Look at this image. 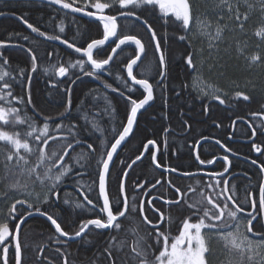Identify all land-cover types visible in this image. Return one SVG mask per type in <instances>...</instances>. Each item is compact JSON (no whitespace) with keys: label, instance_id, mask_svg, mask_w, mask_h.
<instances>
[{"label":"trees","instance_id":"obj_1","mask_svg":"<svg viewBox=\"0 0 264 264\" xmlns=\"http://www.w3.org/2000/svg\"><path fill=\"white\" fill-rule=\"evenodd\" d=\"M254 1L257 4V12L254 15H249V21L245 25L246 31H253L254 27L264 26V12H262L264 2L262 0ZM194 3L198 10L197 13L200 12V9L204 12L207 5L210 4L209 2L199 3L198 0H194ZM79 6H83V3ZM120 10L117 5L114 9L109 10V14H116ZM133 11H136L141 20H136L135 17L127 20L121 18L118 23L122 26L127 25L125 33L137 35L147 46V56L144 57L143 63L139 65L136 72L142 74L138 75V78H148L154 84L155 99L139 116L133 134L115 160L107 181L110 200L115 205L122 199L120 184L124 177L123 173L127 171V165L131 164L137 155H141L143 144L147 140L153 139L161 144L158 161L162 165L174 167L178 169L177 173L182 174L200 170L193 157L194 145L196 147L198 142L206 137L207 140L215 142L219 140L231 149L228 152L231 158V171L238 176L232 178L233 180L231 179L229 185H235L236 194L240 202H243L246 193L251 191L255 194L258 185L263 182V174L256 165L264 164V155L255 156L253 143H235L233 138L243 141L250 140L252 130L255 128L256 135L253 142L264 151V116L250 115L251 113H264V107H262L264 105V64L250 72L251 74L249 72L238 74V77H242V82L247 84L246 87L240 88V91H244L250 96L248 101L242 98L234 99L233 93L235 91L228 93L226 97L222 96L225 99L224 104L217 103L212 98L202 97L193 88L194 77L197 74L188 68L185 62L187 53L196 52V49L193 42L192 46L189 47V40L181 41L179 39L181 35H187L181 22L176 21L174 17L163 16L158 7L144 6L140 9H133ZM0 12L4 13V15H0V41L6 42L4 47H0V53H2L0 65L22 81V84L15 86L17 94L26 95L24 89H27L29 84L26 77L31 75L30 92L32 100L37 111L42 114L37 119V123H41L44 116L56 117L59 112L64 110L63 105L68 97L65 89L70 88L73 107L71 115L64 119L63 123L66 125L75 123L77 127L85 125L87 122L82 116L86 111L89 119L95 118L100 126L105 129V132L102 135L100 132L91 129L90 124H88V131H81L80 135L87 142L93 143L94 147H97L101 152L104 151L105 144L114 139L112 129H119L121 122L126 123L129 104L120 92L125 95L128 93L126 86L118 77H126V72L120 61L123 57H130L135 46H128L123 53L116 56L115 63H111L107 71L101 74V79L84 75L79 67H70L69 74L60 77L55 74V70L46 73L44 68L53 65L58 67L61 64L68 66L77 60L83 59L85 62L87 60L59 40L52 41L63 45L54 44L46 40L45 37L32 32L23 20L26 19L48 34L61 35L62 39H67L70 43L74 42L78 47L82 44L86 46L85 42L93 38H101L102 24L95 20L76 17L45 3L33 1H1ZM222 15L224 18L226 17L225 13ZM61 20L65 26L64 33H59ZM144 20H147L156 31L167 59V78L162 81V84L158 83L160 80L157 75L158 53H155L154 43L150 39L147 26L143 23ZM29 49L37 56L38 69L35 72H31L32 60ZM48 53H52V55L49 56ZM108 53H110V48L105 45L101 57L97 58H106ZM3 58L8 60V64H3ZM21 69L25 70L24 76L19 75ZM85 70H91L87 63ZM105 83L111 84L113 88H119L120 92H113L110 88H105ZM255 86L258 87L257 90ZM132 87L138 88V86ZM142 92V89L134 91L132 93L133 98H143ZM90 93L92 95H89ZM105 95L111 100L112 107L116 110L115 113L103 112V99H99L97 102L92 99V96L101 98ZM82 101L85 102L83 105L81 104ZM206 106L208 108L207 114L204 111ZM98 111L102 113L101 116H97ZM29 114H32L31 108H29ZM238 119L247 120L251 127L248 128L243 123H237L233 129V122ZM185 122L191 127L187 128ZM165 129H169V131L166 133ZM7 130L12 131L11 128ZM165 139L167 140L166 150L162 146V141ZM61 144V140L50 141L47 151L60 153ZM81 151V148L77 147L72 155L74 156ZM83 151L84 153L88 152L86 144L83 145ZM198 153L200 158L205 161L214 160L224 155L220 147L213 142H204ZM65 159L74 167V171L59 185L57 189L59 199L52 197L44 207L50 214L58 218V222L62 223L65 231L75 233L79 230L82 220L95 218L98 213V208L91 206L84 209L75 207L76 202L83 201V196L80 195L81 191L87 192L89 198L94 202L101 205L102 203L98 186L93 183L97 180L95 160L91 162L90 166L87 161H80V164L85 165L81 167L74 160H69L67 157ZM252 160H256L257 164H253ZM31 163H36L35 157H32ZM224 168L225 166L219 162L212 171L222 172ZM202 177L203 175L195 178H178L173 174L161 173L154 168L151 154L146 153L143 160L129 173L125 192L129 202L134 198L139 203L143 195L152 188L151 186L160 180L161 184L150 191L148 198L157 197L160 199L159 197H163L160 199L163 202L153 200V205L165 213V219L169 215L171 216L170 230L175 235L183 219L192 213L184 200L179 205L164 203L165 200L177 198L175 190L169 186L167 181H172V184L180 188L181 193L184 194L186 190L183 189L182 184H187L189 188V183L200 181L199 185L196 183L195 186L196 194L205 187L206 180ZM17 179L23 183L27 177L18 174L13 175L0 163V193L7 192V198L0 199V209L4 211L14 199H18L16 196L20 195L17 190H10V185L15 183ZM138 184H144V187L139 188L137 187ZM46 191L47 189L42 188L38 182L35 184V193L45 194ZM65 200H68L69 203L65 204ZM146 211V215L155 222L158 216L151 210V207L147 208ZM124 225L125 227L140 225L142 234H146L148 231L140 223L139 216H136L135 221L125 220ZM165 227H169V225H165ZM254 231L264 232V221L255 224ZM113 235L117 236L118 240L126 239L129 244L134 239L132 235H126L124 232L117 233L92 228L82 240L76 243L60 240L61 243L58 244L54 242L58 235L47 221L41 218H31L27 220L21 230V242L24 246L22 264H48L45 257L56 259L57 264H64V256L67 257L68 264H110L105 249L109 247V240ZM249 235L251 236V234ZM46 242L49 243V246L54 247L45 251L42 258H38L40 248ZM58 248L61 249L64 256L56 250ZM112 253L116 264H125L128 247L126 245L124 250L120 252L113 248ZM8 264H15L14 248L11 247L8 254ZM128 264L131 262L129 261Z\"/></svg>","mask_w":264,"mask_h":264},{"label":"snow or ice","instance_id":"obj_2","mask_svg":"<svg viewBox=\"0 0 264 264\" xmlns=\"http://www.w3.org/2000/svg\"><path fill=\"white\" fill-rule=\"evenodd\" d=\"M49 2L73 13H84L89 17H94L102 24V36L101 38H93L90 41H86V46L82 44L78 47L74 42L70 43L67 39H62L61 35L48 34L45 31H41L40 27L34 26L24 19L23 22L32 32L48 40H59L87 58L86 62L81 59L68 66L61 64L58 67L54 65L45 67L44 71L48 73L55 70L56 75L65 77L69 74L70 67H79L84 75L101 79V74L107 71V66L110 63H115V57L123 53L128 46L134 45L132 55L123 57L120 61L126 72V77H118L126 86L128 94L125 95L120 92L119 88H113L111 84L105 83L104 85L105 88H110L113 92H120L128 102L129 109L126 115V123L121 122L119 129H112L114 139L106 143L105 150L101 152L97 147H94L93 143L87 142L80 135L81 131H88V124H90L91 129L100 132L102 135L105 132V129L100 126L95 118L89 119L86 111L82 116L87 122L85 125L77 127L75 123L69 125L63 123L64 119L69 117L72 112L73 105L70 88L65 89L68 97L63 105L64 110L59 112L56 117L44 116L42 122L37 123V119L42 114L37 111L32 100L30 92L31 75L29 74L26 77L29 82L28 88L24 89L26 95L17 94L15 86L22 84V81L0 65V157H2L0 163L13 175L18 174L19 176L27 177L23 183L17 179L15 183L10 185V190L19 191L24 198L14 199L6 211L0 209V264H8L10 247L14 248L15 264H22L24 247L21 242L22 225L33 214L45 216L51 222L55 232L59 234L54 241L58 244L61 243L60 237L68 239L81 237L83 233L90 230L89 226L98 230L124 232L126 235H132L134 239L131 244L126 239L118 240L117 236H111L109 247L105 249L110 264H116L112 249L114 248L115 251L120 252L124 250L126 245L128 247V256L125 264H128L129 261L131 264H211L210 257L213 254L211 241L214 237L223 240L225 247L234 249L239 253V264H244L245 259L252 262L256 257H259L257 264H264V253L261 251L264 249V232L254 231L255 224L264 221V182L258 185V190L255 194L251 191L247 192L244 201L240 202L236 194L235 185L230 186L229 179L225 178V174L229 171V168L225 167L222 172L205 173L209 177L210 182H206L205 188L201 189L202 199L188 202L185 200V194L181 193V189L173 185L170 180L167 181L169 186L175 190L177 198L165 200L164 203L167 205H179L184 200L192 213L183 219L175 235L170 230L171 216L169 215L165 219V213L153 205V200L157 199V197H153L152 200L147 202L141 200L139 203L133 198L129 202L122 179L120 192L123 194V198L114 205L110 200L107 189L110 165L113 163L114 156L133 133L138 113L155 99L154 84L148 78H138V75L142 74L136 72L139 65L143 63L144 57L147 56V46L137 35L126 34L127 25H120L118 23L119 19L127 20L135 17L136 20H141V17L133 9H140L144 6L158 7L163 16L174 17L176 21L181 22L187 35H181L179 39L181 41L189 40V47L192 46V41L198 38L207 40L210 50L209 59H214V62L208 65V71L212 72L213 70L219 71L222 67L219 64V58L212 57V51H219V44L223 42L224 32L228 27L227 24L221 23L224 20L223 15L217 17L215 25L207 17L201 19L197 14L198 10L194 0H49ZM243 2L247 4V0H243ZM81 3H83V6H79ZM239 3L240 0H236L234 6L231 0H219L217 7L226 8L229 19L234 20L236 25L243 30L249 16L247 13L241 14ZM117 5L121 10L116 14H109V10L114 9ZM86 9H94L95 11ZM262 12H264V8H262ZM0 15H4V13L0 12ZM143 23L147 26V31L150 33L155 53H158L157 75L160 78L158 83L162 84V81L167 78V59L156 31L147 20H144ZM64 32L65 26L63 20H61L59 33ZM255 35L264 40V26H261L255 32ZM109 41H111V44H109ZM5 43V41H0V47H4ZM106 44L110 48V53L106 55V58H97L101 57ZM202 51L203 49H201ZM29 53L32 60L31 72H35L38 69L37 56L32 53L31 49H29ZM238 53L241 56L244 55L242 49H238ZM48 55L51 56L52 53H48ZM196 56L197 53L191 51L187 53L185 58L187 67L197 74L194 77V83L202 77L201 69L203 68V64L199 66L196 64ZM0 58H2V53H0ZM86 63L90 65L91 70H85ZM256 63H264V58L259 55H252L249 59V64ZM3 64H8L6 58H3ZM24 71L21 69L19 75L24 76ZM220 75H223V73L220 72ZM72 83H75V81H72ZM132 85L139 87L134 89ZM236 87L239 88V85ZM140 89L143 90V98H133L132 93ZM199 91L204 96H211L213 100H218L220 104L225 103V99L222 96L226 97L228 95L227 92L219 88H212L210 91L200 89ZM89 95L92 94L90 93ZM233 98H242L248 101L250 96L244 91L236 90L233 93ZM92 99L94 102L103 99V112L115 113L116 110L112 107V102L106 95L101 98L92 96ZM84 103V101L81 102L82 105ZM29 108H31V115L29 114ZM204 111L207 114V106ZM101 115L102 113L98 111L97 116ZM250 115L264 116V113H251ZM185 126L187 128L191 127L187 122H185ZM249 126L251 127V125ZM217 127H219V124H217ZM9 128L12 131L7 130ZM168 131L169 129H165L166 133ZM255 135L256 129L253 128L252 136L254 137ZM56 140L62 141L61 152L54 151L49 153L47 149L50 141ZM101 143H104V141H101ZM216 143L225 152L231 151L221 141L216 140ZM85 144L87 145V153L83 151V145ZM162 146L165 150L167 149L166 139L162 141ZM77 147H80L82 151L73 156L72 153L75 152ZM253 147L258 153L264 155V151L255 142H253ZM160 150L161 144L156 140L149 139L143 144V152L151 154L156 168L163 167L165 171L177 172L178 169L162 165L158 161ZM143 152L141 155H137L131 164L127 165L129 169L142 158ZM32 157L36 158L35 164L31 163ZM66 157L69 160H74L77 164H80V161H87L89 166L95 160L97 180L93 181V183L97 184L99 197L102 198L101 205L90 199L87 192L81 191L80 195L83 196V201L76 202L75 207L84 209L91 206L92 208H98V213L95 218L82 220L79 230L75 233L65 231L62 223L58 222V218L50 214L44 207L50 202L52 197L59 199L57 191L59 185L74 171V167L67 163ZM195 159L201 165L214 163V160H202L198 152ZM223 160L228 162L230 166L231 162L227 155L223 157ZM252 163L257 164V161L252 160ZM10 165L11 167H9ZM80 166L84 167L85 165L80 164ZM259 170L264 174V164L259 165ZM77 175H80V173H77ZM127 175V172L123 173L124 177H127ZM182 175L194 177L197 173L184 172ZM37 182L42 188L47 189L43 197L39 193L34 192ZM199 183L200 181H197L198 185ZM159 184H161V181L157 180L151 187L155 188ZM137 187L143 188L144 184H138ZM205 190H207V194H205ZM190 191H195V189H190ZM6 198L7 192L0 193V199ZM159 198L163 199V197ZM64 203L68 204L69 201L65 200ZM146 203L151 206L153 212L158 214L155 222L146 215ZM205 204L210 207H205ZM136 216H139L140 223L148 229L146 234L141 233L140 225L125 227L124 221H135ZM241 221H244L245 231L243 232L241 231ZM165 225H169V227H165ZM248 234H251V236ZM253 238L259 239L254 242ZM56 250L64 256L61 249L58 248ZM40 252L42 255V248ZM45 259L47 258L45 257ZM64 264H68L66 256H64Z\"/></svg>","mask_w":264,"mask_h":264},{"label":"rangeland","instance_id":"obj_3","mask_svg":"<svg viewBox=\"0 0 264 264\" xmlns=\"http://www.w3.org/2000/svg\"><path fill=\"white\" fill-rule=\"evenodd\" d=\"M198 2L199 3H203V2L210 3L209 5H207L204 12L202 9H200V12L197 13L201 19H204L205 17H207V19L213 21V24L215 25V21L217 17L222 15V13H225L226 17L224 18L223 21H221V23L227 24L228 27L224 32L223 42L219 44V51L218 52L212 51V57L213 58L218 57L219 64L222 65L219 71H216V70H213L212 72L208 71V65L210 63H213L214 59H209L210 50L208 48L207 40L203 38H198L192 41L194 43L196 53H197V56H196L197 65L199 66L203 64V68L201 69L202 77L199 78L195 83L193 82L194 90L202 97L211 98V96L202 95L199 90L203 89L204 91H210L212 88H219V89H222L224 92L230 93L236 90H240V88L246 87L247 84L242 82V77H238V74L241 75L244 72L250 73L256 70L257 67H260L261 64H264V63L249 64V59L252 55H259L262 58H264V40H261L255 35V32L260 27H254L253 31L251 30L246 31L245 25L249 21L248 19L244 25V29L241 30L236 25L234 20L229 19L226 8L217 7L219 0H198ZM231 2L235 6L236 0H231ZM249 5H251V7H249ZM256 5L257 4L254 0H247V4H245L243 0H241L239 3L241 14L247 13L248 16L251 14L252 15L256 14L257 12ZM91 10L95 11L94 9H91ZM201 49H203L202 52H201ZM238 49H242L244 51L243 56L239 55ZM220 72H222L223 75H220ZM237 85H239V88L236 87ZM132 86H135V85H132ZM255 89L257 90L258 87L255 86ZM239 120L240 119H238L237 121L235 120L233 122V125L234 124L236 125L237 123H243L248 128L250 127L249 126L250 124L247 122V120H242V121H239ZM204 140H207V139H204ZM200 142H198V144L196 145L194 149V153H193L194 158L200 146L203 145V143L200 144ZM195 161L199 163L196 159ZM207 166L208 165H206L205 167ZM194 173H197V172H194ZM203 174H204L203 177L206 180V182H210L209 177L205 175V173ZM198 176H201V175H198ZM178 178H181V177H178ZM192 178H195V177H192ZM196 183L197 182L195 181L189 183L188 184L190 185L189 188L187 187V184H182L183 189L186 190L185 194H186V200L188 202H195L197 200L202 199L200 190L196 194H195V191H190V189H195ZM205 194H207L206 190H205ZM40 195L41 197H43L44 194H40ZM18 198H24V197L19 195ZM205 206L210 207L206 204ZM241 231L242 232L245 231L244 221H241ZM59 239L62 240L63 242H67L61 237ZM258 239L259 238H253L254 242L257 241ZM212 246H213L212 248L213 254L210 257L212 260L211 264H239V261H240L239 253L234 249L225 247V242L223 240L219 239L218 237H214L213 240L211 241V247ZM261 251L262 253H264V249H262ZM258 260H259V257H256L252 262H249L245 259L244 264H257Z\"/></svg>","mask_w":264,"mask_h":264},{"label":"water","instance_id":"obj_4","mask_svg":"<svg viewBox=\"0 0 264 264\" xmlns=\"http://www.w3.org/2000/svg\"><path fill=\"white\" fill-rule=\"evenodd\" d=\"M1 1H33V2H40V3H45V4H47V5H50V6H53V7H55V8H57V9H59V10H62V11H64V12H66V13H68V14H71V15H74V16H76V17H79V18H82V19H86V20H95V21H97L94 17H89V16H87V15H85L84 13H73V12H71L70 10H66V9H62L59 5H55V4H51L50 2H49V0H0V2ZM132 18V17H131ZM46 40H48V39H46ZM50 42H52V43H54V44H57V45H63V44H61V43H59V42H56V41H52V40H49ZM111 41H109V43H110ZM67 46V45H66ZM68 47V46H67ZM69 48V47H68ZM69 49H71V50H73V51H75L74 49H72V48H69ZM119 51V50H118ZM81 56H82V54L81 53H79ZM84 57V56H83ZM86 60H87V58L86 57H84ZM111 64V63H110ZM136 86V85H135ZM147 107V105L145 106V108ZM144 108V109H145ZM143 110V109H142ZM142 110L138 113V116H139V114L142 112ZM138 116H137V118H138ZM239 121H242V120H239ZM244 122V121H243ZM235 125V124H234ZM234 125H233V129H234ZM135 127H136V125L134 126V130H135ZM134 132V131H133ZM132 135V134H131ZM130 135V136H131ZM129 136V137H130ZM129 137L127 138V140L129 139ZM127 140L122 144V146H121V148L120 149H118V153L120 152V150H122L123 149V147L125 146V144H126V142H127ZM255 140V138L253 137L251 140H249L248 142H247V144H249V143H252L253 141ZM204 142H213V143H215L216 145H218L215 141H211V140H202L201 142H200V144L201 143H204ZM219 147H221L220 145H218ZM262 150V149H261ZM254 151H256L255 150V148H254ZM263 151V150H262ZM118 153L114 156V160H113V163H114V161H115V159H116V157H117V155H118ZM145 154H146V152H143V156H142V158L139 160V161H137L134 165H132V167H131V169H127V173H128V175H129V173L131 172V170L133 169V167L134 166H136L137 164H139L142 160H143V158L145 157ZM256 155L257 156H260L261 154L260 153H258L257 151H256ZM231 156H233L232 154H231ZM240 159H242V158H240ZM242 160H244V159H242ZM216 161H218V160H215L214 161V163L216 162ZM113 163L110 165V170H111V167L113 166ZM155 165V164H154ZM156 167V166H155ZM207 167H209V165L207 166ZM256 167L259 169V165H256ZM229 168V167H228ZM159 172H161V173H167V174H173V175H175V176H177V177H181V178H192V177H190V176H184V175H182V174H180V173H177V172H169V171H165V169L164 168H156ZM128 175H127V177H123V182H124V185L126 186V181H127V178H128ZM198 175H203L204 176V174H197L196 176H194V177H197ZM226 175H228V173H226L225 174V176ZM236 176H238V175H232V176H230L228 179H229V181L232 179V178H234V177H236ZM263 177H264V174H263ZM263 182H264V179H263ZM153 188H150L145 194H144V198H143V200L145 201V199H146V197L148 196V194L150 193V191L152 190ZM121 197L123 198V194L121 193ZM100 200H101V203H102V198L100 197ZM156 200H158V201H162V200H160V199H156ZM163 202V201H162ZM33 216H38V215H32V216H30V217H28L27 219H30L31 217H33ZM46 218V217H45ZM26 219V220H27ZM47 219V218H46ZM51 223V222H50ZM92 226H89V228H91ZM87 232V231H86ZM86 233H83L82 235H81V237H76V238H74V239H68V238H66V237H61L62 239H64L65 241H67L68 243H71V242H76V241H78L79 239H81L84 235H85Z\"/></svg>","mask_w":264,"mask_h":264},{"label":"bare ground","instance_id":"obj_5","mask_svg":"<svg viewBox=\"0 0 264 264\" xmlns=\"http://www.w3.org/2000/svg\"><path fill=\"white\" fill-rule=\"evenodd\" d=\"M121 19V18H120ZM109 44H111V42L109 43ZM106 45H108V44H106ZM109 66H107V68H108ZM216 102L217 103H219V101H217L216 100ZM151 103V102H150ZM148 106L149 105H147V107L145 108V109H143L142 110V112L143 111H146V109L148 108ZM141 112V113H142ZM141 113L139 114V116L141 115ZM139 116H138V118H139ZM138 118H137V121H138ZM137 124V123H136ZM136 128V127H135ZM133 134V133H132ZM131 137V136H130ZM130 137H129V139H130ZM128 139V140H129ZM128 140H127V142H128ZM126 142V143H127ZM247 142H248V140L247 141H241V143H243V144H247ZM120 152H121V150H120ZM119 152V153H120ZM119 153H118V155H119ZM117 155V156H118ZM117 158V157H116ZM116 160V159H115ZM215 160H218V161H220L221 160V158H215L214 159V161ZM217 162V161H216ZM114 163H115V161H114ZM114 163H113V165H114ZM152 163H153V161H152ZM215 163H213V164H207V165H209V166H213ZM153 166H154V168L156 169V167H155V165H154V163H153ZM113 167V166H112ZM112 167H111V169H112ZM157 170V169H156ZM158 171V170H157ZM110 173H111V170H110ZM233 175H238V174H233ZM237 177V176H236ZM235 178V177H234ZM19 196V195H18ZM18 196H16L17 198H18ZM33 215H38V216H33V217H31V218H41V219H43V220H45V221H47L52 227H53V229H54V231H55V228H54V226L50 223V221L48 220V219H46L45 218V216H42V215H39V214H33ZM156 215L158 216V214L156 213ZM30 218V219H31ZM27 220H29V219H27ZM27 220L25 221V223L27 222ZM24 223V224H25ZM23 224V225H24ZM23 225H22V227H23ZM92 228H94V227H91L90 228V230L92 229ZM90 230H88L87 232H86V234L81 238V239H79L78 241H80V240H82L86 235H87V233L90 231ZM103 231H109V230H103ZM58 236H59V234L58 233H56ZM78 241H76V242H78ZM76 242H74V243H76ZM54 246H49V243L48 242H46V243H43V245L41 246V248L43 249V253L45 252V251H48V250H50V249H52ZM41 248H40V250H41ZM9 250H10V248H9ZM43 253H42V255H41V252H39V258H42L43 257ZM8 254H9V252H8ZM50 257H52V256H50ZM46 261H47V263L49 264V262H51V264H57V260L56 259H52V258H47L46 259ZM22 263H23V261H22ZM59 264V263H58Z\"/></svg>","mask_w":264,"mask_h":264},{"label":"flooded vegetation","instance_id":"obj_6","mask_svg":"<svg viewBox=\"0 0 264 264\" xmlns=\"http://www.w3.org/2000/svg\"><path fill=\"white\" fill-rule=\"evenodd\" d=\"M253 137V136H252ZM254 138H255V136H254ZM233 141L235 142V143H241V139L239 140V139H235V138H233ZM220 149L222 150V152H223V154L224 155H221V156H219L218 158H221V160L220 161H217L212 167H205L207 164H205V165H201V164H199V163H197L196 161V164H198L199 165V168H200V170L199 171H197V173H199V174H203V173H207V172H213L212 171V169L216 166V164L217 163H221V164H223L225 167H229V171H228V175H226L225 176V178L226 179H228L230 176H232L233 175V173H232V171H231V164H230V166H229V164H228V162H226V161H224L223 160V157L225 156V155H227L228 156V158H229V160L231 159L230 158V155L228 154V152H225V150L223 149V148H221L220 147ZM255 152V156H257L256 155V151H254ZM195 159V158H194ZM230 162H231V160H230ZM202 178H204V177H202ZM236 178V177H235ZM233 180V179H232ZM232 180H230L229 181V184H230V182L232 181ZM205 186V185H204ZM205 188V187H204ZM207 191V190H206ZM134 196H136V195H134ZM143 198H144V195H143V197L141 198V200H143ZM153 198V197H152ZM152 198H148V196L146 197V199H145V202H147L148 200H152ZM140 200V201H141ZM156 201V200H155ZM151 206H148L147 205V203H146V206H145V212H147L146 211V209L147 208H150ZM155 213V212H154ZM156 214V213H155Z\"/></svg>","mask_w":264,"mask_h":264}]
</instances>
